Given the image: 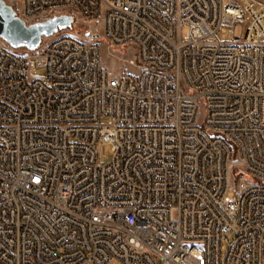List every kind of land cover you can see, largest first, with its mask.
Here are the masks:
<instances>
[{
  "label": "built area",
  "instance_id": "obj_1",
  "mask_svg": "<svg viewBox=\"0 0 264 264\" xmlns=\"http://www.w3.org/2000/svg\"><path fill=\"white\" fill-rule=\"evenodd\" d=\"M4 1L87 29L1 39L0 264H264V1Z\"/></svg>",
  "mask_w": 264,
  "mask_h": 264
},
{
  "label": "water",
  "instance_id": "obj_2",
  "mask_svg": "<svg viewBox=\"0 0 264 264\" xmlns=\"http://www.w3.org/2000/svg\"><path fill=\"white\" fill-rule=\"evenodd\" d=\"M72 23V16L59 15L26 24L15 15L9 4L0 0V39L15 48L34 49L39 46L43 36H50L58 29L69 28Z\"/></svg>",
  "mask_w": 264,
  "mask_h": 264
},
{
  "label": "rangeland",
  "instance_id": "obj_3",
  "mask_svg": "<svg viewBox=\"0 0 264 264\" xmlns=\"http://www.w3.org/2000/svg\"><path fill=\"white\" fill-rule=\"evenodd\" d=\"M11 0H7L8 3H10ZM264 1V0H263ZM234 34L240 36L242 27L241 23L236 24L234 27ZM71 29L76 34H82L86 29L87 26L85 24H81L79 22L73 23L71 26ZM185 37V30L182 26L177 27V33L176 38L178 40H182ZM218 37L222 42H229L232 40V33L231 28H227L224 32H219ZM2 40L0 39V42ZM101 47V59H102V65L109 70V73L111 74H118L121 71H125L128 69L126 60L129 58H133L135 56V53L133 50L128 48H123L122 50H117L115 48L109 47L107 43L104 41L100 42ZM133 72L135 71L134 68L130 69ZM40 74V72H37ZM104 122V120H102ZM98 157L100 160L107 162L112 157V151H111V145L106 142H101L97 147ZM233 191H229V196H234Z\"/></svg>",
  "mask_w": 264,
  "mask_h": 264
}]
</instances>
